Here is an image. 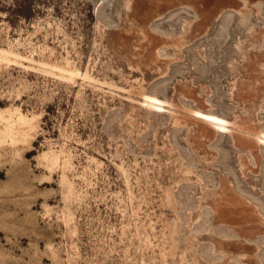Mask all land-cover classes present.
Returning <instances> with one entry per match:
<instances>
[{
	"label": "rangeland",
	"instance_id": "374dc122",
	"mask_svg": "<svg viewBox=\"0 0 264 264\" xmlns=\"http://www.w3.org/2000/svg\"><path fill=\"white\" fill-rule=\"evenodd\" d=\"M261 130L264 0H0V264H264Z\"/></svg>",
	"mask_w": 264,
	"mask_h": 264
},
{
	"label": "bare ground",
	"instance_id": "6f19581e",
	"mask_svg": "<svg viewBox=\"0 0 264 264\" xmlns=\"http://www.w3.org/2000/svg\"><path fill=\"white\" fill-rule=\"evenodd\" d=\"M3 52H7L5 50H2ZM8 53V52H7ZM146 101H149V104H153L155 106H162L159 102H161V100H159L157 97L155 96H150V95H146ZM198 114L202 115V116H205V117H209V118H212V120H215L217 123L222 122L221 125H224L223 122L225 121L223 118H220L218 117V115H214V114H209L205 111H198ZM21 119H25V117L21 116ZM228 122V121H227ZM226 123V122H225ZM218 125V124H217ZM258 138L259 139H264V130H261L259 133H258Z\"/></svg>",
	"mask_w": 264,
	"mask_h": 264
}]
</instances>
